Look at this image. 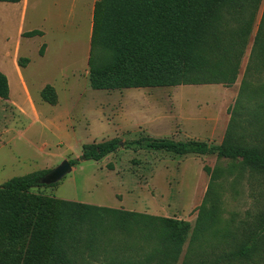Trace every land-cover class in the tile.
Returning <instances> with one entry per match:
<instances>
[{
    "label": "trees",
    "instance_id": "1",
    "mask_svg": "<svg viewBox=\"0 0 264 264\" xmlns=\"http://www.w3.org/2000/svg\"><path fill=\"white\" fill-rule=\"evenodd\" d=\"M42 35L33 30L21 36ZM251 39L247 69L220 144L112 139L84 144L80 157L69 163L98 162L121 146L178 156L215 154L228 160L225 169L204 167L209 183L192 236L198 243L214 226L210 198L218 181L238 178L245 170L264 175V84L252 86L246 78L256 61L259 65L253 69H264V0H97L94 4L87 60L88 83L94 90L229 86L237 80ZM44 49L42 45L40 56ZM27 62L18 59L17 63L24 67ZM8 95L7 78L0 72V99L7 100ZM40 97L49 105L57 104L50 85ZM247 129H252L253 144L247 143ZM48 172L34 171L0 185V264L178 262L189 223L32 193L33 188L53 186L40 182ZM210 236L219 241L212 247L218 249L213 259L201 255L191 259L199 250L192 249L180 264L264 262V210L245 229L241 241L234 239L229 245L233 237L226 230L215 229Z\"/></svg>",
    "mask_w": 264,
    "mask_h": 264
},
{
    "label": "rangeland",
    "instance_id": "2",
    "mask_svg": "<svg viewBox=\"0 0 264 264\" xmlns=\"http://www.w3.org/2000/svg\"><path fill=\"white\" fill-rule=\"evenodd\" d=\"M88 1L29 0L24 14L22 4L0 3V71L10 81L11 100L0 101V185L34 171H50L64 160L78 159L84 144L152 138L218 145L223 140L247 69L252 39L237 80L229 86L94 90L88 83ZM260 15L261 11L258 19ZM32 30H41L44 37H21ZM42 45L47 51L40 57ZM13 55L29 61L23 76L31 99H25L17 82ZM256 62L246 78L252 86L260 87L264 69H253L259 65ZM47 85L56 91L54 106L39 97ZM251 130L244 132L248 144L255 143L251 142ZM228 166V160L215 154L178 156L121 146L98 162L79 160L61 181L31 192L187 222L190 230L176 263L180 264L192 249L199 250L191 259L200 255L211 259L217 254L218 249L212 247L219 241L210 236L215 229L229 232L233 237L229 245L234 239L241 241L245 229L264 210V175L245 170L238 178L220 180L210 198L214 226L198 243L193 242L209 183L204 167Z\"/></svg>",
    "mask_w": 264,
    "mask_h": 264
},
{
    "label": "crops",
    "instance_id": "3",
    "mask_svg": "<svg viewBox=\"0 0 264 264\" xmlns=\"http://www.w3.org/2000/svg\"><path fill=\"white\" fill-rule=\"evenodd\" d=\"M28 1L29 0H21L19 3H16V4H22L23 5V13L22 14H24V10H25V8L27 7V5H28ZM91 0H89L88 2H89V6H87L88 7V23H89V29H88V38H89V47H90V37H91V31H92V16H93V9H94V4H95V2L97 1H95L94 3H92V2H90ZM0 3H2V2H0ZM2 4H5V3H2ZM33 31V30H32ZM39 31H41V30H39ZM28 32H30V31H28ZM42 32V31H41ZM43 33V35L42 36H38V37H44V32H42ZM23 34V33H22ZM22 37V36H21ZM26 38V37H25ZM33 38V37H32ZM29 39V38H28ZM19 48L20 47H18V49L16 50V53L18 54L19 53ZM44 51H47V47H46V45H45V49H44ZM43 55H44V53H43ZM42 55V56H43ZM42 56H40V57H42ZM18 59L16 58V56L15 55H13V63H14V66H15V69H16V72H17V82H19V85H21V87L23 88V90H24V93H25V99L27 100V99H31L32 97H33V95L31 94V91H30V88L28 87V85H27V83H26V81H25V78H24V76H23V71H24V69H25V67L27 66V64L29 63V61L27 62V64L24 66V67H20L19 65H18ZM1 72V71H0ZM1 73H3V72H1ZM4 74V73H3ZM5 75V74H4ZM5 77H6V75H5ZM7 78V77H6ZM7 83H8V87L10 86V81L7 79ZM18 84V83H17ZM51 86V85H50ZM40 92H41V90H40ZM55 93H56V91H55ZM57 95V94H56ZM39 97H40V93H39ZM8 99H9V95H8ZM1 100L0 99V101H3V102H6V101H11V100ZM41 99V98H40ZM13 102V101H12ZM44 102V101H43ZM46 103V102H45ZM47 104V103H46Z\"/></svg>",
    "mask_w": 264,
    "mask_h": 264
},
{
    "label": "water",
    "instance_id": "4",
    "mask_svg": "<svg viewBox=\"0 0 264 264\" xmlns=\"http://www.w3.org/2000/svg\"><path fill=\"white\" fill-rule=\"evenodd\" d=\"M72 165L68 160L62 161L57 167L50 170L41 179V184L43 185H53L61 181L65 176L71 173Z\"/></svg>",
    "mask_w": 264,
    "mask_h": 264
}]
</instances>
